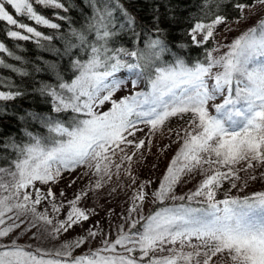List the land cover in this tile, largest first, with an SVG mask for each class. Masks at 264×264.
Here are the masks:
<instances>
[{
  "label": "snow or ice",
  "instance_id": "obj_1",
  "mask_svg": "<svg viewBox=\"0 0 264 264\" xmlns=\"http://www.w3.org/2000/svg\"><path fill=\"white\" fill-rule=\"evenodd\" d=\"M84 3L89 9L85 19L79 28H69L63 51L57 50L69 58L72 75L65 79L50 65L56 83H43L36 89L50 105L51 114L29 112L19 117L34 121L46 134L25 130L26 139L21 142L0 139V226L12 221L0 227V240L25 223L22 217H31L26 231L39 224L51 226L53 238L88 221L91 210L78 206L87 191L67 200L65 218L54 223L48 210L38 211V206L46 201L53 212L60 213L65 204L56 202L50 187L42 192L37 182L54 184L64 172L84 167L96 177L89 191L102 188L121 170L135 185L133 158H143L146 139L151 143L148 137L162 131L173 118L187 119L178 130L168 129L179 148L151 195L153 203H182L139 215L149 195L145 185L151 181H145L131 197L124 217L127 230L121 225L115 239L104 234L99 247L77 255L74 250L98 235L92 228L87 236L55 252L33 251L11 240L0 243V264H264V190L228 194L232 189L244 192L249 182L264 183V0H200V12L190 18L185 30L190 44L198 48L215 39L218 26L228 24L229 11L235 12L236 23L255 15V10L261 14L231 42L205 49L203 60L192 62L172 52L158 15L146 27L138 24L120 0ZM37 6L52 10L60 20L69 17L56 10L67 13L73 7L62 0H0V23L19 29L9 27L6 35L34 40L37 45L41 40L51 41L52 36L23 22L60 29ZM121 33L131 34V48L116 46ZM0 52L12 55L3 42ZM166 54L174 59L165 61ZM121 72L126 78L118 76ZM140 82L146 91L113 99L122 86L131 84L135 89ZM22 95V91L0 90V102ZM105 103L111 107L100 111ZM4 112L0 106V115ZM144 128L148 133L138 138ZM197 173L202 179L196 188L176 195L182 178ZM225 183L229 188L218 198Z\"/></svg>",
  "mask_w": 264,
  "mask_h": 264
},
{
  "label": "trees",
  "instance_id": "obj_2",
  "mask_svg": "<svg viewBox=\"0 0 264 264\" xmlns=\"http://www.w3.org/2000/svg\"><path fill=\"white\" fill-rule=\"evenodd\" d=\"M62 2L66 6L69 4L73 5L67 13L62 10H56L59 12V15L69 17L68 20H60L53 15L52 10L41 9L37 6V11L41 12V14L53 22L61 25L58 30L36 26L33 22L23 19L24 23L37 27L38 31L53 37L51 41L41 40L40 45H37L34 40L23 41L8 37L6 35L7 28L11 27L13 30L19 29L6 25V23H0V42H3L12 53L9 56L7 53L0 52V59L4 61V64L0 66V90L22 91L24 93V95L17 97L13 101L0 102V106L5 110L4 114L0 115V139L15 138L17 142H21L26 139L24 136L25 130L32 131L36 134H46V129H43L34 121L29 119L21 120L19 117L25 116L29 112L51 114L50 105L45 102V98L41 97L36 89L43 83H56L55 71H58L65 79H68L72 75L68 71L69 58L62 57L57 50H60V52L63 51L65 43L64 37L69 31V28H79L89 9L84 3V0H62ZM120 3L135 16L138 24L141 26L151 27L153 17L158 15L160 17L159 26L164 29L166 40L172 52L176 53L177 56L186 62H192L196 59L203 60L204 50L215 46V41L209 40L207 44L198 48L190 44L189 37L185 35V30L191 25L190 18L197 17L200 12V0H120ZM8 10L15 15L11 8ZM234 18H236L235 12L229 11V19ZM182 43L188 44L189 46L183 49L177 47ZM116 46L131 48L133 46L131 34L121 33L120 38L116 42ZM15 57H20V59L17 60ZM173 59L174 57L171 54H166L164 57V60L167 62H171ZM50 65H55V71L49 67ZM21 72L27 74L21 75ZM126 75L124 72L118 73V76L125 78ZM140 90H147L144 82H141V86L137 91ZM153 191L155 189L148 191L149 195L146 197L142 212L140 213L143 216H148L165 205L173 206L182 203L180 201H166L165 205H161L159 202L153 203V197L151 195ZM186 193L183 192L181 195ZM193 206L197 205L193 204ZM21 219L25 223L21 224V227L12 232L8 237L0 240V243H8L11 240H15L18 245L24 248L30 247L33 251L40 248L44 251L55 252L61 250L65 243L72 244L76 241L69 237L66 238L70 241L64 243L40 240L36 228H31L30 231H26L28 220L26 218ZM11 223V220H7L6 225L0 227H6L7 224ZM127 228L128 224L124 229L127 230ZM118 231H109V238L115 239ZM103 239L104 236H102ZM96 247L94 241L88 240L80 249L74 250L73 255L86 251L88 248Z\"/></svg>",
  "mask_w": 264,
  "mask_h": 264
},
{
  "label": "rangeland",
  "instance_id": "obj_3",
  "mask_svg": "<svg viewBox=\"0 0 264 264\" xmlns=\"http://www.w3.org/2000/svg\"><path fill=\"white\" fill-rule=\"evenodd\" d=\"M255 12V15L248 14L247 19L240 20L238 23L234 22L236 20V18H234L231 20L229 19L227 25L218 26L215 32L214 47L228 44L240 35V33L254 25L261 14L259 10H255ZM220 51L222 52L224 49L221 47ZM218 54L220 53H214V55ZM119 77L125 78L123 76ZM140 86L141 82L135 89L132 88L131 84L122 86V88L115 93L113 99L118 100L120 97L126 96L133 91H137ZM110 107V103H105L100 111H107ZM186 119L187 118H185V120H179L177 118H173L165 125L162 131L157 132L154 136L148 137V139L151 140V143H148L146 139V148L141 149V152L144 153L143 158L137 159L134 157L132 161L131 170L133 175L136 177L135 185L131 184L129 177L123 173V170H121L118 177L113 176L111 181L106 183L102 188H93V190L89 191V188L94 185L96 177L84 167H80L74 172H64L58 182L54 184L50 183L49 185H43L37 182L36 186L40 188L42 192L47 191L50 187L52 191L56 193V202H64L65 204L60 213L53 212L51 210V205L46 201H42V203L38 206V211H43L44 209L48 210L49 216L55 218L54 223L65 218V214L68 210L66 201L73 199L74 196L81 191H87L88 195L81 199L78 206L85 211L91 210L90 219L88 221L74 225L67 232H63L55 238L49 234L51 226L39 224L36 227V230L40 240L48 242L57 241L60 243L70 241L66 237H69L72 240H79L81 237L87 236L88 229L92 228L98 233V235L95 239L89 238V240L94 241L95 245L99 247L102 243V236H104V234H109V231L119 230L121 225L125 228L127 223H125L124 217L128 214V210L132 203L131 197L135 193L137 186L145 181H151L150 184L145 185V191L148 192L156 189L165 174L171 159L178 151L179 145L175 143L176 137L170 134L168 129L171 128L178 130L185 125ZM141 127L143 126L141 125ZM147 133L148 129L144 128V132L137 133V137L145 138ZM148 149H150V151H148ZM131 151L132 149H129V152ZM115 159L119 162L118 157ZM201 179L202 177L198 173L184 176L180 184L176 186L175 194L181 195L183 192L189 193L196 188ZM73 180L75 183H72L71 187H69V183ZM228 188L229 185L225 183L224 189L218 193V198H223ZM261 190H264V183L256 181L249 182V186L244 192H238L236 189H232L228 194L244 195L246 193ZM60 192H64L65 196L61 197L59 195ZM140 213L139 215H141ZM22 218H26L28 222L31 219L30 216ZM158 255H167V253H158Z\"/></svg>",
  "mask_w": 264,
  "mask_h": 264
}]
</instances>
